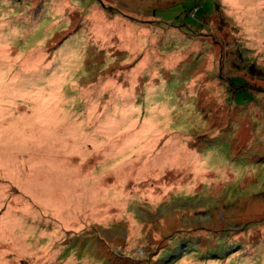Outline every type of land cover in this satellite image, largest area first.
<instances>
[{
    "label": "rangeland",
    "instance_id": "rangeland-1",
    "mask_svg": "<svg viewBox=\"0 0 264 264\" xmlns=\"http://www.w3.org/2000/svg\"><path fill=\"white\" fill-rule=\"evenodd\" d=\"M238 7L0 0L1 264H264V0Z\"/></svg>",
    "mask_w": 264,
    "mask_h": 264
},
{
    "label": "crops",
    "instance_id": "crops-1",
    "mask_svg": "<svg viewBox=\"0 0 264 264\" xmlns=\"http://www.w3.org/2000/svg\"><path fill=\"white\" fill-rule=\"evenodd\" d=\"M227 4H229L230 6H235V7H238V3L242 0H225ZM259 3L256 4V6L261 9V7L258 6ZM239 8V7H238ZM240 9V8H239ZM241 10V9H240ZM0 264H1V261H0Z\"/></svg>",
    "mask_w": 264,
    "mask_h": 264
},
{
    "label": "trees",
    "instance_id": "trees-1",
    "mask_svg": "<svg viewBox=\"0 0 264 264\" xmlns=\"http://www.w3.org/2000/svg\"><path fill=\"white\" fill-rule=\"evenodd\" d=\"M229 7H230V9H233V6H230V5H229ZM21 133H22V132H21ZM111 218H112V217H111ZM178 250H179V248L176 247L175 250H174L173 252H172V250H170V252H169L168 254H169L170 256H171L172 254L174 255L175 252H177ZM172 257H173V256H172Z\"/></svg>",
    "mask_w": 264,
    "mask_h": 264
}]
</instances>
